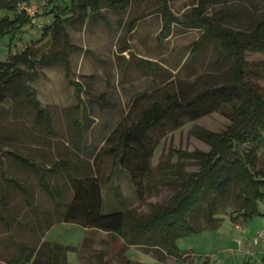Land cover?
Listing matches in <instances>:
<instances>
[{
  "label": "rangeland",
  "instance_id": "374dc122",
  "mask_svg": "<svg viewBox=\"0 0 264 264\" xmlns=\"http://www.w3.org/2000/svg\"><path fill=\"white\" fill-rule=\"evenodd\" d=\"M197 2L166 0L168 11L178 22H172L165 39L159 38L162 15H153L163 0H130L124 12L102 9L104 13L98 12L93 21L87 18L67 24L70 43L80 48L79 52L68 55L69 78L65 76V68L57 65L37 67L27 82L47 109L52 131L35 121L28 100L0 103V189L6 206L0 204V219L9 225L18 242L37 252L29 264H45L47 242L63 248V254H57V264H123L126 260L132 264H175L170 257L159 261L160 254L155 250L135 245L125 247L124 240L117 236L95 231L85 235V230L75 224L56 223L49 230L57 219L51 198L38 185L37 171L24 169L11 153L31 157L40 167H48L58 159L74 162L73 176L93 177L101 185L104 215L132 210L136 216L145 218L153 212V207H166L181 190L182 180L199 170L197 161L183 154L210 151V146L196 134L223 132L234 114L233 104L196 121L184 120L177 128L165 120L150 130L146 143L151 151L147 173L132 170L138 161L128 152L126 156L131 164L119 163L123 150L118 145V135L134 126L141 112L152 104L164 105L166 96L186 100L200 90L231 82L233 59L224 57L214 43L205 38L200 40L201 31L181 23ZM23 4L37 7L35 23L15 25L0 34V62L8 61L29 46L37 55L62 49V41L53 42L50 35L42 32L53 20L47 0H27ZM56 5L60 14L69 0H60ZM219 12L228 14L220 27L249 35L264 19V0H216L206 5L207 16ZM15 14V10L0 9V21L12 20ZM99 15H104L105 20L101 21ZM197 40L199 44L193 46ZM245 60L247 70L257 73L248 74L246 83L258 95H264V55L246 53ZM68 81L80 82L83 89L76 92ZM86 90L92 96L104 94L111 107L100 106ZM77 95L82 104L78 103ZM87 115V129L78 149L81 132L75 120L85 126ZM118 125L117 132L112 134ZM257 155L256 166L261 168L264 146L258 148ZM43 174L52 187L59 188L63 202L72 199V186L63 174ZM2 175L19 181L40 212L31 209L18 188L4 182ZM225 204L231 207H218L222 213L217 215L221 220L216 228L208 229L204 211L190 221L202 231L176 239L177 249L184 253L183 260L177 264H264V244L251 243L256 230L264 227V215L232 223L230 217L236 216L233 213L236 207L233 203ZM258 208L264 213V201L258 202ZM1 220L0 248L15 259L19 248L6 238L7 228ZM0 264H6L1 254Z\"/></svg>",
  "mask_w": 264,
  "mask_h": 264
},
{
  "label": "trees",
  "instance_id": "16d2710c",
  "mask_svg": "<svg viewBox=\"0 0 264 264\" xmlns=\"http://www.w3.org/2000/svg\"><path fill=\"white\" fill-rule=\"evenodd\" d=\"M27 0H0V9L15 10L17 4ZM60 0H47L53 20L43 29V35H50L53 42L62 41V49L45 55H37L32 47H26L20 54L11 56L8 61L0 62V103L6 101L28 100L32 105L34 118L37 123H43L45 128L52 131V123L49 113L37 100L34 90L27 85L33 78L37 67L48 68L61 65L65 68V76L70 74L69 53L79 52L80 48L72 45L66 32V25L72 21H93L96 14L102 9L110 12H124L130 4V0H69V5L56 12V2ZM216 0H198L192 8L189 16H186L182 24L189 29L202 32V39L215 44L224 57L233 59L234 67L231 82L222 86L203 89L186 100H178L173 96H166L164 105L152 104L141 112L138 122L123 130L118 135V145L123 150L119 161L122 165H129L126 153L133 155L138 161L133 171L147 173L150 171L149 158L151 151L147 149V133L159 126L162 122L169 121L175 128L181 126L184 120L196 121L219 111L223 106L233 104V116L228 127L220 134L209 131L197 133L196 136L210 146L207 153L194 152L183 154L197 161L199 170L188 175L181 182V190L177 192L166 207H153V212L141 218L132 210L102 214L101 185L92 178L81 179L73 176L71 170L76 169V164L66 159H58L48 167H40L31 157L17 153H11L21 166L28 170H36L38 173V185L45 190L54 205L57 216L55 223L75 224L83 229L101 231L112 237L124 240V246H141L158 252L163 258L181 260V253L175 244L178 237L197 234L202 231L191 225L190 221L204 211L208 229L218 227L221 219V205L224 209L231 207L225 202L233 203L236 207L230 217L232 223L237 219L246 222L253 217L263 216L258 208V202L264 201V166L257 168L258 148L264 146V95H258L255 90L246 83L248 74L256 76V72L247 70L246 53H258L264 55V19L260 21L249 35L241 32H232L219 26L228 14L219 12L215 15H206V5ZM68 13V15H63ZM153 13H160L163 26L159 38H167L172 22H178L168 11L166 0ZM101 21L104 15H99ZM30 24V19L24 14H15L12 20L0 21V34L12 29L15 25ZM196 41L193 46L198 45ZM194 49L191 50V53ZM190 53V54H191ZM77 91L82 90L80 82L68 81ZM102 107L110 108L111 104L105 100V95L92 96L85 91ZM78 103H81L78 95ZM78 108V107H76ZM79 110V109H78ZM89 116L85 117V126L75 120L80 128L81 135L77 138L78 149L82 144L84 131L87 129ZM117 128L112 132L116 133ZM110 136L106 138V142ZM130 171V169H129ZM43 172L50 175L63 174L72 186L73 197L69 202H63L58 187H52L44 177ZM131 174V179L134 176ZM5 182L13 183L22 193L26 204L36 212H40L28 197L27 191L19 181L11 177L1 176ZM0 204L5 208L4 193L0 189ZM62 208V209H61ZM1 218V217H0ZM1 220V219H0ZM2 222V220H1ZM3 223V222H2ZM4 224V223H3ZM6 226L7 237L18 246L19 255L9 258L5 250L1 249V256L6 264H29L36 258L37 252L29 250L21 242H18L10 233V227ZM86 241V240H85ZM88 242V240H87ZM86 242V243H87ZM10 244V241H9ZM47 244L45 264H57V254H63V248L57 245ZM86 249V248H85ZM25 258L22 260V256ZM63 256V255H62ZM89 256V255H88ZM41 256H39L40 258ZM64 258V257H63ZM64 260V259H63ZM264 262V260H263ZM123 264H132L126 260ZM251 264V263H246Z\"/></svg>",
  "mask_w": 264,
  "mask_h": 264
},
{
  "label": "built area",
  "instance_id": "2783aa9c",
  "mask_svg": "<svg viewBox=\"0 0 264 264\" xmlns=\"http://www.w3.org/2000/svg\"><path fill=\"white\" fill-rule=\"evenodd\" d=\"M36 10H37L36 6L23 4V2L17 4L15 8L16 14L24 13L30 19V23L32 24L35 23L34 15L36 14ZM251 243L254 246L264 244V228L258 230L255 233V235L251 239Z\"/></svg>",
  "mask_w": 264,
  "mask_h": 264
},
{
  "label": "crops",
  "instance_id": "0c3cea01",
  "mask_svg": "<svg viewBox=\"0 0 264 264\" xmlns=\"http://www.w3.org/2000/svg\"><path fill=\"white\" fill-rule=\"evenodd\" d=\"M103 11H104V10H101V12H103ZM103 13H104V12H103ZM153 15H158V14H157V13H156V14L154 13ZM101 196H102V193H101ZM102 202H103V198H102ZM124 211H125V210H124ZM65 224H66V223H65ZM53 227H54V225H53L51 228H53ZM51 228H50V229H51ZM263 228H264V227H263ZM50 229H49V230H50ZM49 230H48V231H49ZM84 230H85V235H86V233H88V232H89V233L94 232V231H95V232H101V231L90 230V229H84ZM258 230H260V229H258ZM258 230H256V231H258ZM48 231H47V232H48ZM256 231H255V232H256ZM255 232H254V233H255ZM103 233H105V232H103ZM105 234H106V233H105ZM44 240H45V237H44L43 241H44ZM45 241H46V240H45ZM48 243H50V242H48ZM51 244H52V243H51ZM245 247H246V246H245ZM263 247H264V246H263ZM247 250H248V248H247ZM0 254H1V248H0ZM173 259H174V258H173ZM181 260H183V258H182ZM178 261H180V260H176V259H174L175 264H177ZM157 263H158V262H157ZM159 263L161 264V262H159Z\"/></svg>",
  "mask_w": 264,
  "mask_h": 264
}]
</instances>
